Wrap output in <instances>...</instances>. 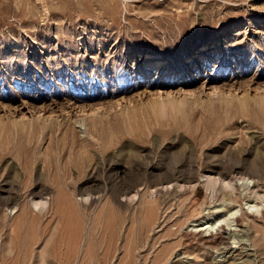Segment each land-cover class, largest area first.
<instances>
[{"label": "rangeland", "instance_id": "1", "mask_svg": "<svg viewBox=\"0 0 264 264\" xmlns=\"http://www.w3.org/2000/svg\"><path fill=\"white\" fill-rule=\"evenodd\" d=\"M263 183L264 0H0V264H264Z\"/></svg>", "mask_w": 264, "mask_h": 264}, {"label": "bare ground", "instance_id": "2", "mask_svg": "<svg viewBox=\"0 0 264 264\" xmlns=\"http://www.w3.org/2000/svg\"><path fill=\"white\" fill-rule=\"evenodd\" d=\"M241 102L243 103V101H241ZM75 124L77 125V128H80V130H82V128H84V125H85L84 121H81V120L76 121ZM261 174H262V172H261ZM212 179L213 178L206 176L204 179V182L211 184L210 181ZM249 181H250L249 179H242V178H240V179L238 178L235 181H232L230 179L229 181H226L225 183H223V185L228 186L232 190H234V188L237 185H241V186L245 187V190L249 191L250 190L249 189V187H250ZM250 193L254 195V198L257 201L248 200L244 203V206L247 207L246 209L249 210V212H253V210H255V212L258 213V216L264 220V195L260 196L257 192H254V191H251ZM251 194H249V195H251ZM42 205L45 206L46 202L42 203ZM35 206H38V204H36ZM218 207H220V206H218ZM226 207L227 206H225L223 208L225 209ZM232 207H233V209L232 210L229 209L227 211L228 213L227 212L224 213V211L216 209L215 207H212L213 210H212L211 214H214V215H210L207 212V215L205 216V218H202L201 220H198L191 225L192 229L190 231H193L194 233L195 232H197V233L205 232L206 235H211L210 237H212V235H213L212 239H210V240H212L211 243H212V246H213V249L215 252H218L219 250H221L222 246H224L226 244V242H229V241H230V243L232 242L231 244L237 245V242H235V237L239 236V234L242 232L239 229L242 224L238 223L239 221L236 220L237 214L240 211V209L234 210V209H236L237 206L235 208H234V206H232ZM211 209H209V210L211 211ZM207 237H209V236H207ZM210 246H208V247H210ZM231 247L236 248V247H233V245ZM210 249H211V247H210ZM213 249H211V251ZM243 250H245V249H243ZM245 251H249V249H246Z\"/></svg>", "mask_w": 264, "mask_h": 264}]
</instances>
